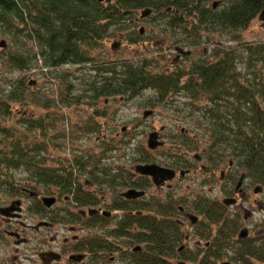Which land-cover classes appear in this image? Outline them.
<instances>
[{"label": "trees", "instance_id": "16d2710c", "mask_svg": "<svg viewBox=\"0 0 264 264\" xmlns=\"http://www.w3.org/2000/svg\"><path fill=\"white\" fill-rule=\"evenodd\" d=\"M208 1L0 0V31L9 37V40L0 41L5 43L0 46V202L19 194L23 188L29 194H45L57 187L61 192L75 193V200L85 204L90 202L84 200L85 192L81 187L78 186L80 191H75L76 187L65 181L66 178L69 181L75 178L77 170H88L89 179L102 189H107L105 184L118 186L124 178L120 170L108 166L106 155L117 150L118 143L115 139L110 140L107 134L97 137L104 145L99 148L100 154L78 153L77 150L69 156L51 153L64 146L62 138L67 136L55 129L63 117L59 114L57 100L66 101L69 106L78 98H90V94L95 98L116 96L136 92L144 86L155 88L160 96H165L178 89L181 82L165 72H143L148 69L147 63L115 61L100 70L97 67L108 74L104 79L85 83L87 87L80 94L74 93L72 82L66 84V93L56 100V93L52 94L54 90L50 92L44 83L39 85L37 80L30 79L32 71L40 68L39 59L47 69L44 77L51 67L70 63L82 67L94 64L96 46L104 37L113 35L112 27L127 24L130 11L140 8H145L142 12L147 9L153 12L158 9L167 11L172 7L170 18L177 15V20L187 23L192 19L193 30L201 24L205 30H238L247 28L264 7V0H226V7L217 10L213 9V4L208 7ZM14 69L25 73L15 76ZM182 72L190 81L187 91L196 98L205 95L210 100L202 107L194 106L195 99L189 104L193 109H200V115L209 125L210 138L206 144L209 160L213 162L223 153H229L228 157L238 159L250 173L264 181V39L234 47L219 45L209 59L197 61L190 71ZM51 73L54 79L64 81L65 77L68 78L66 70ZM89 124L82 123L85 131L102 133L98 124ZM180 138L183 142L190 140L184 135ZM195 141L199 140L192 142ZM197 145L194 143L195 147ZM95 167L98 168L96 174ZM17 171L25 172L27 181L23 186L22 178H17ZM159 205L154 200L141 204L140 208L146 213L137 215L136 221L144 224V231L138 228L128 232L125 225V228L111 233L115 243L97 240L91 250H104L110 246L113 251L117 242L130 237L138 243H145L144 251L136 258L141 263H136L165 264L163 257L175 251L183 235L176 221L169 217L171 214ZM217 210L212 204L207 209L211 221L218 222ZM217 247L216 244L212 255L204 258L208 260L204 264H218L211 258L220 255ZM244 254H250V250ZM259 261L264 263V258Z\"/></svg>", "mask_w": 264, "mask_h": 264}, {"label": "rangeland", "instance_id": "374dc122", "mask_svg": "<svg viewBox=\"0 0 264 264\" xmlns=\"http://www.w3.org/2000/svg\"><path fill=\"white\" fill-rule=\"evenodd\" d=\"M214 1L209 0L206 4L208 7H211ZM216 1L220 2L217 10L224 9L228 4L226 0ZM143 9L145 8L138 9L134 13L133 18H141ZM161 11H159L161 13L155 11L151 17L143 21L130 23L128 20L125 25L112 27L111 31L113 35L104 37L93 52L95 56L94 64H87L82 67V65L70 63L64 64L63 66L51 67L48 69V74L44 77V72L47 69L44 67L42 59H39L40 68L32 71L30 79L37 80L36 82L39 85L44 83L50 92L54 90L52 94L56 93L54 99L57 100V97H60L63 92L66 93V84L72 82L74 93L80 94L81 90L87 87L86 84L89 81L104 79L108 74L99 71V68L113 65L115 61L147 63L149 64L148 69L152 72H161L164 70L171 73L181 69L186 71L195 62L204 60V58H210L214 53V49H218L219 45L222 47H234L235 45H241L246 42L264 39V25L258 16L250 22L247 28L243 29L207 28L205 30L203 24H201L196 25V28L193 30L191 28L192 19H188V24L177 20V23L181 22V25H178L180 24L178 23L175 26H171L167 23L170 15L163 9ZM141 27L145 29L143 34H140ZM3 39L9 40V37L0 31V41ZM181 40H183V43H181ZM179 44L181 46L184 45L185 49L191 50L193 54L186 57L182 62L175 63L174 58L176 53L174 47ZM113 45H116V47L113 48ZM58 69L66 70L68 78L65 77L64 81L54 79L51 72H55ZM12 73L19 77L25 72L14 69ZM187 80H189L188 77H182L181 86ZM40 87L42 88V86ZM187 90L180 89L171 91L165 96H160L158 90L155 88L144 86L136 92H127L116 96L95 98L90 94V98H78L76 102L70 103L69 106H67L66 101L57 100L59 114L63 117L59 120L58 128L56 127L55 129L63 131L67 136L66 139L65 137L62 138L64 146H61L58 150L53 149L51 153L69 156L72 152L76 153L77 150L78 153L92 154L96 152L100 154L99 148L103 143L99 142L97 137L107 134L110 140L115 139L118 143L117 150L108 153L106 157L108 166L115 170H120L121 174H124V178L118 183L120 187L126 186L127 183L125 181L127 180L137 179L138 176L132 173L135 166L145 161L158 162L162 160L164 163L171 162L172 157L170 155L175 154L180 146L182 148L185 146L186 150H188L189 160L191 163H196L194 169H198L201 165L206 164V161L197 162L194 159V155L197 153L201 154L203 148H206L207 140L210 138L208 136L209 125L206 122V118L200 115V109H193L189 104L195 99L194 106L202 107L208 104L210 100L205 95L196 98L193 93ZM51 111H54V109L51 108ZM97 113H102V115L99 116ZM145 113H148V115H145ZM84 122H89L90 126L91 124H98L102 128V133L97 135L96 131H85L82 127V123ZM153 132L161 133L158 142L163 143L161 148L158 145V149L154 150L149 148L150 134ZM70 133L71 135H69ZM181 135L190 138V140L198 139V142L195 141L198 144L197 147L195 149L187 147V143L190 144L191 142H183L180 138ZM229 155L227 153L226 159H224L226 160L224 164L226 166H228V161L231 159L228 157ZM236 164L240 169L242 168L237 162ZM50 165H52V162H50ZM216 165L217 163L213 164L210 169ZM242 169L245 170L244 168ZM216 171L217 173L215 175L212 174L216 177V180L212 178V181L208 183L201 181V183H205L203 185L200 184V181L195 182L192 178L184 180L178 178L173 181L174 191L172 193L179 196L177 197L180 200L179 203L188 201L189 199L194 200L199 194H202L203 198L211 202L217 209H220V199L223 195L220 190V181L218 178L220 177L221 170L218 168ZM23 172H16L17 178H22V186L27 181L24 175L25 172ZM166 177L168 179L170 178L169 175ZM251 180L252 178L249 177V182ZM255 185L257 183L253 182V186ZM164 187L167 188L168 186ZM126 188L127 186L120 190ZM36 189L41 190L40 187H36ZM146 190L147 195L145 199H155L154 201L157 202L156 198L159 197L158 188L154 185H149ZM165 193L166 190L163 191L160 198L163 199ZM231 196L234 195L232 194ZM19 197L23 199V202H26V205L30 204L31 198L27 195H21V192H19V194L9 197L6 201L2 200L0 206L9 205ZM234 197L238 198V196ZM239 202L238 205H234L233 207H223V219L218 220V222L209 220L205 215L202 216L205 223L201 224L200 227L208 228V234L202 233L197 238H194L192 242L197 241L199 238L203 239V241H218L217 235L219 230L217 229L224 223V218L228 219L230 224L226 231L220 232V235L223 234L226 237V246L220 249L219 244H217V249L223 252L216 257H211L214 263L217 262L220 264L221 261L229 260L235 264L233 257L235 256L236 249L240 245L236 244V241L231 242L230 239L232 240L237 237V231L240 228L248 227L250 238H253L254 241H261L264 232V191L255 193L254 190H249L248 195L241 201L239 200ZM65 205L67 213H72L74 210H77V207L74 205L72 207L67 203ZM244 209L252 211V216L247 219L249 223H245L246 220L243 215L245 212ZM12 211L14 210L10 212ZM82 225L83 222L75 223L77 234L79 235L82 234L80 233V226ZM54 228L61 232L57 240L62 241V236L68 234L65 233L68 229L65 225L60 224H56ZM235 229L237 230L235 231ZM55 234L56 231H53L52 235ZM8 247H11V244H8ZM199 250V255L193 254V258L188 261V264H201L199 259L203 256L207 257L212 255L214 251L213 248H209L207 254H204V248H200ZM197 256L198 258H196Z\"/></svg>", "mask_w": 264, "mask_h": 264}, {"label": "flooded vegetation", "instance_id": "af4514ba", "mask_svg": "<svg viewBox=\"0 0 264 264\" xmlns=\"http://www.w3.org/2000/svg\"><path fill=\"white\" fill-rule=\"evenodd\" d=\"M214 2L218 3L217 6L214 5ZM214 2L213 9H217L220 2ZM155 11L157 10H154L151 15L146 17H143L141 13V18H133L136 11H130L128 20L130 23H135L136 20L143 21L149 18V16L151 17ZM159 11L161 10L158 9V12ZM171 11H173V8L169 7L166 13L170 15ZM176 16L170 18L167 23H170L171 25L174 24V26L178 24ZM144 32V27H141L140 34H143ZM181 43H183V40H181ZM174 50L176 53L174 58L175 63H180L186 57L193 54L191 50L185 49L184 45L181 46L180 44L175 45ZM204 60H207V58H204ZM201 61L202 60L198 62ZM191 68L186 71H190ZM183 70L184 69H181L171 73L164 70L161 72H165L166 75H172L171 78H173V80L176 79L177 81L180 79L182 82V77L186 76L184 72H182ZM145 71L151 70L143 69V72ZM153 72L158 74L161 73L158 71ZM181 82L180 84L178 83L179 87L176 90L187 89L190 85L189 80L185 81L182 86ZM159 137H161V133H158V138ZM189 141L191 142V145L187 143V147L195 149V142H192L193 140ZM162 146L163 143L160 148ZM183 147L184 148L180 146L175 154L170 155V157H172L171 162L164 163V161L161 160L158 162L146 161L141 163L156 164L158 167L169 170V174L173 175V177L168 179V177L158 175L159 183H156L154 178L150 175H144L138 172L135 166L132 173L140 178L137 177L138 180L133 178L125 181L127 183L126 189L120 190L126 186L120 187V185L112 186L106 184L104 187H107V189H102L97 182L89 179L88 170L84 172L77 170L75 178H72L70 181L66 178L65 181L68 183L71 182L72 186L76 187L75 191H80L78 187L80 186L85 192L84 200L90 203L81 204L80 201L75 200V193L61 192L57 187L48 190L45 194L39 192L29 194L28 191L23 188L21 195L29 196L31 198L30 204L26 205V202H23V199L19 197L18 199L13 200V202L9 204L10 206H0V264L141 263V261H139L140 259L136 261V258L137 254H141L144 251L145 243H138L134 238L125 237L120 243L117 242L116 248L112 249L113 251H110V246L106 247L104 250H99L101 248L91 250V248L95 247L97 240L115 243L111 233L115 232V230L125 228V225H127L126 231L128 232L136 231L138 228L139 230L144 231V228H142L144 224L141 225V223H138L136 217L137 215L146 213L140 208V206L146 201V189L149 185H154L158 188L159 197L156 198V201L158 204L160 203L159 206H163V208L166 209L167 213L171 214L169 217L176 221L178 225L177 228H179L183 235L181 241L177 242L175 251L163 257L165 264H188V261L193 258V254L199 255L198 252L200 251V248H204V254H207L209 248L215 249L216 244H219L220 249L225 248L226 237L223 234L220 235V232L226 231L227 227L230 226L229 221L226 218H224V223L217 229L219 230L217 235L218 241H203V239L199 238L197 241L192 242L194 238H197L202 233L208 234V228L200 227V225L205 223V220L202 218L203 215L210 220V216L207 214V209L210 208L212 203L203 198L202 194H199L194 200L188 198V201L179 203L180 200L177 198L179 196L172 193V191H174L173 181L178 178H181V180L192 178L195 182L200 181V184L203 185L212 181V178L216 180L214 175L217 173L216 169L220 168L221 171L218 180L220 181V190L222 191L223 197L220 199V209L218 208L216 211L219 221L223 219V207H233L234 205H238L240 203L239 200L241 201L244 199L248 195L249 190H254L255 193L263 192L264 181L256 177L255 174L250 173L247 167L239 163L236 158L230 157L231 159L228 161V166L224 165L226 162V160H224L226 159L224 153L219 159H214L213 162L210 161L209 156L207 157L206 148H203L201 154L197 153L194 155V159L197 162H203L205 160L206 164L201 165L198 169H194L196 163H191L188 156V150H186L185 146ZM236 162L246 171L242 168L240 169ZM216 163L217 165L210 169V167ZM97 169L98 168L95 167V174ZM202 175L204 176L201 177ZM249 177H251L253 181L251 180L249 182ZM201 181L205 183H201ZM253 182L257 183V185L253 186ZM163 186L168 187L163 188ZM130 190L144 192V194L138 197L129 198L124 194ZM164 190H166V193L165 197L162 199L160 196ZM232 194L238 196V198L231 196ZM45 196L53 200L55 199V201L49 205L44 201L46 198L43 199ZM14 201H20L19 204L14 205L19 209H15L12 212L8 211V215L2 214L1 209L11 207ZM64 203L69 204L70 207L74 205L77 207V210H74L72 212L73 214L67 213L65 208L66 205ZM87 209L88 211H86ZM244 211L243 215L246 220L245 223H249L247 219L252 216V211L249 209H244ZM78 222H83V225L80 226L81 235L77 234L75 227V223ZM56 224L65 225L68 229L65 232L68 234L62 236V241L57 240L61 232L55 230L54 226ZM236 230L237 229H235V231ZM53 231H56L55 235H52ZM230 241H236V244L240 245V247L236 249L235 256L233 257L235 264L263 263V261H259V259L264 258V232L261 241H254L253 238H250L248 227L240 228L237 231V237L232 240L230 239ZM8 244H11V247H8ZM248 249L250 250V254H244ZM222 252L223 251H221V254ZM196 258H198V256ZM204 258L205 257L203 256L199 259L201 264L208 262V260H205ZM220 264H233V262L224 260L221 261Z\"/></svg>", "mask_w": 264, "mask_h": 264}, {"label": "water", "instance_id": "95a60500", "mask_svg": "<svg viewBox=\"0 0 264 264\" xmlns=\"http://www.w3.org/2000/svg\"><path fill=\"white\" fill-rule=\"evenodd\" d=\"M100 1H103V0H100ZM108 1H110V0H108ZM217 4H218L217 2L214 3L215 6H217ZM150 13H151L150 9L144 10L142 12V16L146 17V16L150 15ZM259 18H260V20H262L263 25H264V7H263L261 13L259 14ZM0 46H5L4 41H2L0 43ZM113 47L115 48L116 45H113ZM188 53H190V52H188ZM145 115H148V113H145ZM161 144H162V142H158V133L157 132L151 133L150 139H149L150 149H156V148H158V145H161ZM136 170L138 172L144 174V175H150L151 177L154 178V181L156 183H159L158 182V175L159 176L161 175L163 177H166L169 175L170 179L173 177V175L169 174L170 173L169 170L158 167V165H156V164H139L136 166ZM143 194H144V192L130 190V191L126 192L124 195L129 197V198H134V197L141 196ZM44 201L47 202L49 205H51L55 201V199L53 200L50 198H46ZM19 203H20V201H15L12 205L13 207L11 206L8 208H3V209H1V212L4 213L5 215H8L9 214L8 211L19 209V208L14 207L15 204H19Z\"/></svg>", "mask_w": 264, "mask_h": 264}, {"label": "bare ground", "instance_id": "6f19581e", "mask_svg": "<svg viewBox=\"0 0 264 264\" xmlns=\"http://www.w3.org/2000/svg\"><path fill=\"white\" fill-rule=\"evenodd\" d=\"M152 14V12L150 13V15ZM140 16V15H139ZM150 17V16H149ZM137 21V20H136Z\"/></svg>", "mask_w": 264, "mask_h": 264}]
</instances>
